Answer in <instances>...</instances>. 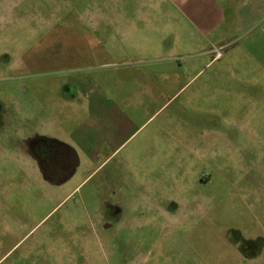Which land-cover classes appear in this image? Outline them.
I'll list each match as a JSON object with an SVG mask.
<instances>
[{
  "label": "rangeland",
  "instance_id": "374dc122",
  "mask_svg": "<svg viewBox=\"0 0 264 264\" xmlns=\"http://www.w3.org/2000/svg\"><path fill=\"white\" fill-rule=\"evenodd\" d=\"M176 5L0 0V264H264V246L245 254L236 238H264V30L211 46L187 30ZM78 13L95 17L86 14L84 25ZM74 28L91 31L115 65L28 76L11 67L38 48L66 57ZM169 47L179 62L137 64L157 74L149 100L118 83L121 60ZM75 74L102 84L109 98H135L125 112L133 126L87 155L66 138L83 114L55 99ZM44 101L49 132L59 137L52 144L77 159L58 185L33 176L32 160L16 147L27 131L8 129L24 112L26 126L36 125ZM111 207L113 228L102 233L93 224Z\"/></svg>",
  "mask_w": 264,
  "mask_h": 264
},
{
  "label": "crops",
  "instance_id": "0c3cea01",
  "mask_svg": "<svg viewBox=\"0 0 264 264\" xmlns=\"http://www.w3.org/2000/svg\"><path fill=\"white\" fill-rule=\"evenodd\" d=\"M174 1L177 3L174 7L176 15L188 26H186L187 30H193L204 40L207 37L206 41L211 46L228 41L227 39L230 37L244 31H254L259 28L264 30V0ZM86 14L91 13H83L82 16L78 13L75 18L83 20L84 25H87L86 21L90 19V16L95 17V14L90 16ZM71 33L73 34L71 37L74 39V43L69 47V54L66 57L63 56L64 60L63 57L52 60L51 54L44 57L42 51H40L41 48H38L34 58L30 60L29 57L24 56L25 53H22L20 61L12 64L11 67L16 72L21 73V76H28L34 73L31 69L35 68L42 69L35 70L36 72L49 75L81 68L108 69L115 65L114 61H110L109 51L97 45V40L94 39L95 37L91 31L74 28L71 29ZM172 53V48L169 47L164 54L158 56L147 48L143 51V54H130L125 60L117 63L120 65L119 67H115V71L119 74L117 75L118 83L130 82L134 84L137 92L133 93L138 97L143 95L149 100V97L155 94V87L152 84H155L157 74L147 68L140 69L137 64L143 62L147 64L157 62V60L179 62V56H173ZM59 86H57V89L62 94L55 97V99L57 98V100L67 104L74 111H80L84 116L78 126L66 135L70 144L79 147L84 155H87V149H91L102 142L117 141L121 130L133 126L130 117L125 115V112L127 109L131 111L134 107L135 98H130L126 94L119 95V93L109 98L104 94L102 84L99 85L83 74L68 77ZM45 102L48 101H44L39 112H37L36 125L30 128L28 125L26 126L25 123L29 121V113L24 112L25 114H21L20 122L16 121L14 124V119H11L8 125L9 131H20L21 133L27 131L24 138L36 135L38 139H43L49 143L58 139V136L49 132L50 126L46 124L51 108ZM49 122L51 123V120H48ZM25 162L28 163V159H25ZM67 178L68 176L63 179ZM40 179L44 183L47 180L49 185H58L56 182L59 181L50 182L45 177Z\"/></svg>",
  "mask_w": 264,
  "mask_h": 264
},
{
  "label": "flooded vegetation",
  "instance_id": "af4514ba",
  "mask_svg": "<svg viewBox=\"0 0 264 264\" xmlns=\"http://www.w3.org/2000/svg\"><path fill=\"white\" fill-rule=\"evenodd\" d=\"M37 138V137H36ZM35 137H25L20 139L22 146H16L22 152L25 159L32 160V169L35 170L33 176L38 178H47L50 182L66 178L73 171L74 165L77 163L76 157L71 150L66 149L65 146L49 143L43 139H36ZM105 203L103 202L102 205ZM111 209L108 211L104 209L98 211L100 220L94 222L93 227L97 230L106 233L113 228L115 211ZM236 238L241 243V249L245 254H251L253 251L258 252L264 246V238L255 236L251 238L242 239L239 235ZM237 240V241H238Z\"/></svg>",
  "mask_w": 264,
  "mask_h": 264
},
{
  "label": "built area",
  "instance_id": "2783aa9c",
  "mask_svg": "<svg viewBox=\"0 0 264 264\" xmlns=\"http://www.w3.org/2000/svg\"><path fill=\"white\" fill-rule=\"evenodd\" d=\"M220 57V51L219 49H214L212 51V59H218Z\"/></svg>",
  "mask_w": 264,
  "mask_h": 264
}]
</instances>
